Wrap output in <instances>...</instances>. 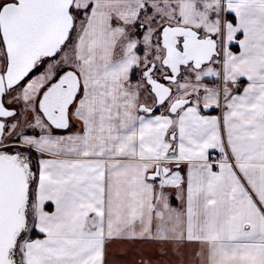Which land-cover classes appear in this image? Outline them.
I'll list each match as a JSON object with an SVG mask.
<instances>
[{
	"label": "snow or ice",
	"instance_id": "1",
	"mask_svg": "<svg viewBox=\"0 0 264 264\" xmlns=\"http://www.w3.org/2000/svg\"><path fill=\"white\" fill-rule=\"evenodd\" d=\"M117 242L264 264V0H0V264Z\"/></svg>",
	"mask_w": 264,
	"mask_h": 264
},
{
	"label": "crops",
	"instance_id": "2",
	"mask_svg": "<svg viewBox=\"0 0 264 264\" xmlns=\"http://www.w3.org/2000/svg\"><path fill=\"white\" fill-rule=\"evenodd\" d=\"M172 203L173 206L178 205V202L175 201V199H173ZM113 247L117 252L124 251L127 253L126 259L129 262V264H136V261L140 259L141 255L147 257L149 255H152V253L155 251L154 245L143 242H135V243L117 242Z\"/></svg>",
	"mask_w": 264,
	"mask_h": 264
}]
</instances>
